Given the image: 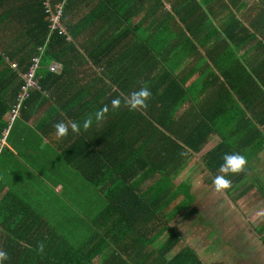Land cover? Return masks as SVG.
<instances>
[{"label":"trees","instance_id":"1","mask_svg":"<svg viewBox=\"0 0 264 264\" xmlns=\"http://www.w3.org/2000/svg\"><path fill=\"white\" fill-rule=\"evenodd\" d=\"M163 2L0 0V133L9 124L8 110L22 84L19 73L24 72L31 58L40 52L35 69L37 86L29 91L14 121L25 112L33 113L46 104H52V112L45 116V121L54 124L63 118L74 120L90 114L95 117L101 107L108 108L102 118L106 123L103 122V129L99 128L97 140L74 138L67 148H63V160L72 164L102 194L94 198L98 204L89 207L93 212L81 223L76 221V228L86 230L90 235L88 241L99 246L111 232L120 234L118 238L113 237L114 242L129 236L123 244L124 256L126 248L130 251L129 262L121 257L120 249L107 260L114 264H140L141 258L146 264L158 261L200 264L188 247L169 259L165 255L179 240L172 226L167 225L168 220L187 208L194 199L188 181L175 184L173 180L185 169L192 154L201 150L212 127L187 126L176 119V112L185 101L186 79L173 72L175 64L172 60L175 58H169L170 48L167 47L169 41L174 40L176 29L181 28L176 26L175 19L168 12L156 15ZM55 3H62L59 21L63 30L49 27L47 5ZM196 9H200L197 3ZM177 14L181 22L187 24V30L192 31L188 25L192 21L183 15L184 11L181 9ZM151 16L155 17L149 21ZM85 60H91L99 67L95 79L99 87L94 92H60V85L74 81L71 68L75 70ZM11 63H15V67ZM225 78L229 88L239 92L243 82ZM141 87L148 88L151 96L146 106L130 109L125 100ZM225 91L229 93V90ZM114 98L120 100L117 108L111 106ZM260 132L258 130V135ZM108 134L109 139L105 142ZM223 146L222 142L219 143L201 158L210 173L221 169L223 156L228 154L223 151ZM5 150L6 146H3L0 159ZM155 173L160 176L146 188L139 189L141 182ZM259 192L264 198L263 186H259ZM178 196H181L180 202L166 219V207ZM38 208L13 192L0 198V225L6 224V217L13 216L8 223H12L10 230L19 229L13 234L9 232L3 239L0 249L6 253L3 264H23L26 252H31L34 264H39L36 259L41 256V244L34 242L33 238L36 239L41 230L59 228L42 223L43 212ZM159 220L160 227L157 226ZM154 228L156 232H152ZM167 229L170 236L158 243L159 236ZM263 231L264 228L257 233L264 246ZM48 239L55 250L59 242L52 231ZM88 241L80 251L71 249L58 254V259L48 256L46 264H75L78 261L89 264L100 249ZM157 244L158 248L154 249Z\"/></svg>","mask_w":264,"mask_h":264},{"label":"crops","instance_id":"2","mask_svg":"<svg viewBox=\"0 0 264 264\" xmlns=\"http://www.w3.org/2000/svg\"><path fill=\"white\" fill-rule=\"evenodd\" d=\"M196 3L200 9L194 10ZM181 9L185 13L183 15L192 21L188 23L192 31L187 30V24L178 17ZM163 12L172 15L176 26L181 28L176 29L174 40L169 41L170 46L167 47L170 48L169 58H175L172 60L175 64L173 72L186 79L185 101L179 106L176 119L187 126L212 127L201 150L192 154L185 169L173 180L175 184L188 181L194 199L167 222L179 240L167 251L166 259L188 247L200 264H229L243 255L250 262L254 259L250 248L264 251L257 233L264 228V198L259 192V186L264 188V0H164L156 15ZM154 17L151 16L149 21ZM57 67L60 68L58 63ZM71 69L74 81L60 85V92H94L99 87L95 80L99 67L91 60L81 61L80 66ZM225 76L229 80L234 79L232 82L236 79L243 82L239 92L229 88ZM51 108L52 104H46L33 113L25 112L15 120L0 159V198L7 192H13L28 204L39 207L43 212L42 223L59 228L51 229L59 242L55 250L48 239L51 231L41 230L36 237L38 240L33 238L42 246L41 256L36 259L39 264H46L48 256L58 259L60 253L83 248L90 235L86 230L76 228V221L81 223L85 220L93 212L89 207L96 206L94 198L102 196L97 187L63 160V148L74 138L97 140L99 128L103 129L106 120H96L91 114L74 120L63 118L60 122L66 127L77 123L78 131L73 132L69 127L66 135L58 137L55 124L45 121V116L52 112ZM86 119H91V123L83 128ZM258 130L261 131L259 135ZM221 142L223 151L245 157L246 164L242 170L235 173L222 172L221 169L210 173L206 170L201 158ZM216 175L229 180L227 189L219 192L214 189L211 181ZM159 176L155 173L145 179L139 189L146 188ZM76 181L81 182L80 188L74 184ZM256 192L259 198L251 196ZM180 199L178 196L166 207V219ZM13 218L6 217V224L0 225V249L8 233L19 230H10L12 223H8ZM160 225L159 220L157 226ZM152 232H156L155 228ZM118 236L120 234L111 232L102 246L89 240L94 248L100 249L89 264H114L107 260L120 249L121 257L129 262V249H125V256L123 254V244L129 236L114 242L113 237ZM169 236L167 229L159 236L158 243ZM201 240L206 243L202 244ZM213 242L218 245L216 250L211 247ZM213 254L217 258L214 259ZM30 255L31 252H26L21 263L34 264L35 259ZM137 260L139 263V257ZM141 261L140 264H146L142 258ZM238 262L241 264L240 259ZM82 263L78 261L75 264Z\"/></svg>","mask_w":264,"mask_h":264},{"label":"clouds","instance_id":"3","mask_svg":"<svg viewBox=\"0 0 264 264\" xmlns=\"http://www.w3.org/2000/svg\"><path fill=\"white\" fill-rule=\"evenodd\" d=\"M151 92L146 87H141L137 91L131 93L130 97L125 100V103L129 106L130 109H136L139 107L146 106V101L150 98ZM120 105V100L118 98H114L111 101V106L113 108H117ZM108 110L107 106L101 107L95 113V119L100 120L103 118L104 113ZM91 123V119H86L83 121V128H87ZM71 128L73 132L78 131L77 123L73 122L66 127L65 123L58 122L54 125L56 130V135L58 137H62L67 134L68 128ZM246 164V159L243 155L238 153L225 154L223 156V163L220 168L222 172H238L242 170V168ZM212 185L216 191H222L229 187V180L223 175H216L212 178ZM6 259V253L0 252V264H3V261Z\"/></svg>","mask_w":264,"mask_h":264},{"label":"built area","instance_id":"4","mask_svg":"<svg viewBox=\"0 0 264 264\" xmlns=\"http://www.w3.org/2000/svg\"><path fill=\"white\" fill-rule=\"evenodd\" d=\"M61 6L62 3H55L53 5H47V10L49 12L48 19H49V27L50 29H55L56 27L63 30V27L60 24L59 17L61 14ZM39 50H41V47H39ZM43 50V48H42ZM41 53V52H40ZM40 53L34 55L31 58L30 64L28 68L22 72L19 73L22 84L19 86L18 92L15 95V99L8 110V120L9 124L2 129L0 133V151L3 146L6 144V137L8 135V131L10 129L11 123L14 121V119L19 115L20 107L23 103V101L28 97L29 91L32 88H35L37 86V79L35 76V69L38 65ZM12 67H15V63L10 64ZM53 66H51V69Z\"/></svg>","mask_w":264,"mask_h":264},{"label":"rangeland","instance_id":"5","mask_svg":"<svg viewBox=\"0 0 264 264\" xmlns=\"http://www.w3.org/2000/svg\"><path fill=\"white\" fill-rule=\"evenodd\" d=\"M253 176H255V174H252ZM83 181V180H82ZM260 181L261 182H263L262 181V179L260 178ZM80 183L81 182H78V181H76V182H74V184H76L79 188L81 187L80 186ZM199 192H200V190H199ZM251 196L254 198H259V195H258V193L256 192V193H251ZM186 217H188L187 215H186ZM194 229V228H193ZM190 232V231H189ZM201 243L203 244V243H206V241L205 240H201ZM217 243H215V242H213V243H211V247L213 248V249H217L218 248V245H216ZM254 245V244H253ZM259 246V245H258ZM230 248H232V247H230ZM235 249V248H234ZM242 251H244V250H242ZM250 251H251V254H252V256H253V260L252 261H248V260H250V259H248V258H246L245 257V255H243V256H241V258L239 257V258H237L238 260L240 259L241 260V264H264V251L263 250H254V248H250ZM213 258L215 259V258H217L216 257V255L215 254H213ZM238 260H236V259H234L233 260V262L231 263H229V264H239V262H238Z\"/></svg>","mask_w":264,"mask_h":264}]
</instances>
